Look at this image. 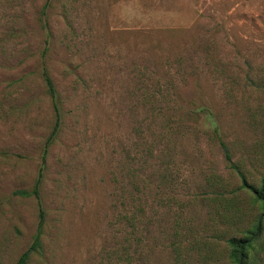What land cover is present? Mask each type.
<instances>
[{"label":"rangeland","instance_id":"374dc122","mask_svg":"<svg viewBox=\"0 0 264 264\" xmlns=\"http://www.w3.org/2000/svg\"><path fill=\"white\" fill-rule=\"evenodd\" d=\"M44 70L62 100L46 159L56 114ZM249 73L264 78V0H0V264H16L41 229L29 264H230L218 237L232 229L212 200L231 199L240 178L221 142L252 183L264 177V127L248 117L264 114V82L251 95ZM172 84L166 99L209 108L218 136L209 122L208 136L188 128L176 183L151 193L154 222H118L139 166L140 89Z\"/></svg>","mask_w":264,"mask_h":264},{"label":"trees","instance_id":"16d2710c","mask_svg":"<svg viewBox=\"0 0 264 264\" xmlns=\"http://www.w3.org/2000/svg\"><path fill=\"white\" fill-rule=\"evenodd\" d=\"M43 76L56 114V124L45 147L44 158L46 159L49 149L60 134L62 100L47 70H44ZM245 79L248 81L245 91H251V95L253 91L256 92L263 88L264 78L249 73L246 74ZM172 87H174V84L170 87L160 85V88H154L152 92L148 88L140 89L139 98L143 103L142 105L145 106L146 117L138 124L136 129L139 132L140 142L136 145L135 158H137L139 166L129 174L127 185L120 188L123 195L122 206L124 211L118 215V222H154L151 215H149L150 208H152L151 193L156 189L159 191V195L161 190L172 187L176 183L178 174L172 169L171 164L176 158L180 140L186 131L189 129L199 130L207 135L205 131L201 130L199 124L209 122L214 133L218 136L217 122L214 120L209 108L199 107L183 112L180 106H175V100H172L170 95L166 99L163 94V92H169ZM259 108L260 105L254 110L252 107H248L249 122L256 131L264 127V114L259 112ZM190 122L192 125L189 126ZM144 124L149 125L148 130H145ZM221 146L224 150L226 162L230 164L232 170L240 178V186L233 191L231 199L227 198L225 191H219L212 200L224 202L223 209L225 213L219 214V220L223 224H227L228 227L230 222V228L232 229L230 237L229 232H224L218 238L224 241L228 249L230 264H264V177L258 185L252 183L243 165L235 162L231 148L224 142H221ZM39 189L40 181H38L34 191L37 196ZM133 190L138 196L136 201L134 198L128 197ZM242 195L248 197L244 198V201L248 203L243 202L239 197ZM158 202L157 205L160 211L158 216H163L166 211L164 208L167 206L163 204L164 202L159 204ZM128 205L132 207L133 212L129 213L126 210ZM229 212L231 213L230 216ZM175 214L173 222H180L179 214L176 212ZM41 218H44L42 211ZM42 226L43 224H41ZM42 246L41 229L36 235L32 246L20 257L16 264H29L32 256L41 252Z\"/></svg>","mask_w":264,"mask_h":264}]
</instances>
